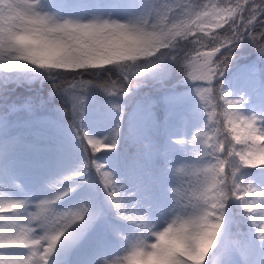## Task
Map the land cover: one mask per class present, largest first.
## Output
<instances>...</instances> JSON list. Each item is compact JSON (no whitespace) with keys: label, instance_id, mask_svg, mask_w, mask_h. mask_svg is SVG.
<instances>
[{"label":"snow or ice","instance_id":"snow-or-ice-1","mask_svg":"<svg viewBox=\"0 0 264 264\" xmlns=\"http://www.w3.org/2000/svg\"><path fill=\"white\" fill-rule=\"evenodd\" d=\"M206 2L201 0L194 5V11H207ZM9 3L12 10L7 16L0 10V69L20 70L19 78L23 82L48 79L52 82L50 95L59 94L65 98L70 108L58 109L57 116L50 122L57 139L53 155L56 165L66 159L74 163L68 171L49 179L48 189L69 186L68 191L57 196L53 207H49L50 201L43 195L35 199L30 193L0 195V207L5 209L0 218L32 217L27 230L18 227L16 221L9 223L8 231L22 234L25 239L6 244L0 252L22 247L33 250L27 257L14 253L0 256V264H33V260H38L39 264H72L73 252L106 215L104 207L94 203L90 191H83L77 201L60 206L85 186L93 190L99 186L104 204L113 220L119 222L110 226V235L105 233L97 237V243L105 249H111L115 243L116 250L104 254L109 258L103 259V264H121V258L114 253L123 248L128 236L119 233L121 240L112 239L118 224L134 226L132 235L137 237L135 242L129 241L122 257L123 264H264V229L256 224L253 214L264 211L260 207L264 203V188L250 182L245 184L241 179L244 169L256 166H261L264 175V132L256 126L255 116L237 119L235 105L238 102L226 93L225 85H216L217 78L223 75V69L228 67L234 50L242 42L251 44L264 56V0H227L218 5L215 10L227 19V23L209 33L208 43L201 44L200 34L193 33L191 54L208 57L196 63L188 58L189 50L167 53L154 43L150 38L152 34L140 23L143 17L125 23L122 19H103V14H92L91 19L61 15L46 10L42 0H9ZM135 12L133 8L126 16H135ZM17 19L23 22L21 30L12 31L7 25ZM257 26L259 32L255 30ZM5 40L11 43L6 44ZM167 56L175 62L176 71L184 74L185 79L179 83L193 82L188 92L172 91L166 97L167 103L170 106L183 104L194 94L198 97L199 112L193 115L203 116L191 139L175 142L179 146L196 142L202 146L197 153L198 159L186 162L180 171L190 168L199 176L201 165H211L206 172L212 183L208 189L210 196L204 191L193 190L171 218L156 228L152 222L156 218L150 219L142 211L145 208L140 199L132 200L136 192L128 191L115 175V168L109 167L107 160L99 158L98 154L104 157L119 155L124 113L120 100L148 79L160 83L167 80L171 75L170 65L164 62ZM86 76L91 78L85 79ZM89 95H103L108 108L115 113L114 121L100 136L92 134L83 124ZM21 108L30 111L31 105H10L6 112L0 113V187L11 185L25 193L12 162L13 149L27 145L8 123L9 115ZM69 112L71 119L66 121ZM258 112L264 126V110ZM65 126L72 131L71 140L64 135ZM129 134L136 137L137 129L130 127ZM237 144L244 147L237 150ZM184 153L182 160L189 161V154ZM172 164L171 159H165V180L169 179L168 167ZM90 173L94 174V181L88 178ZM137 191L145 197L151 195L147 188ZM235 200L241 202L243 209L238 215L248 212L247 222L256 226L255 232L252 228L247 232L240 230V222L228 208L229 202ZM253 204L256 207L249 212ZM41 222L49 226L47 230L37 228L38 224L43 227ZM245 222L243 220V224ZM33 235L35 238H31ZM145 236L152 238L148 245L144 244ZM0 238H4L3 229H0Z\"/></svg>","mask_w":264,"mask_h":264},{"label":"rangeland","instance_id":"rangeland-1","mask_svg":"<svg viewBox=\"0 0 264 264\" xmlns=\"http://www.w3.org/2000/svg\"><path fill=\"white\" fill-rule=\"evenodd\" d=\"M42 2L46 10L76 17L103 14L121 18L126 16L133 8L137 9L138 6L137 0H42ZM206 50L201 49V51ZM236 54L233 52L228 67L225 69L224 74L217 78L216 85L219 87L220 80H223L230 90L246 96L249 109L264 110V87L259 76L260 70L264 72V57H260L251 44L243 42L241 48L237 49ZM170 67L171 75L163 83L148 79L120 100L124 105L127 120L126 125H124L126 126L124 137L129 146L134 145L132 155L135 157V165L127 177L125 185L128 191L136 192L132 200L139 198L141 206L148 209L157 221L162 218L161 209L166 208L167 204L164 185L169 182V179L165 180L163 176L165 159H171L173 163L189 162L182 160L185 153L175 142L191 139L196 130L195 128L199 127L203 120L202 115H193L194 112H199L197 107L198 97H195L194 94L189 95L183 104L170 106L167 103L166 97L172 91L188 92L190 84L193 83L192 81H187L188 84L179 83L185 77L179 74L174 66L170 65ZM19 72L18 69L7 67L0 69V113L6 112L10 105H24L26 103L31 105L30 111L21 108L8 117L11 130L21 134L27 145L23 148L13 149L15 155L12 162L19 180L24 185L25 193H21L9 185L8 187H0V195L20 196L30 193L32 199H35L44 195L47 191L43 181L49 180L52 175L68 171L74 160L66 159L56 165L53 155L57 139L50 122L57 116V110L63 107L55 102H48L52 100L44 102L35 94V91H28V96L24 99L12 98L9 95L15 87L22 86V83L30 85L34 82H23L22 78H19ZM112 78L115 79V76ZM85 79L87 78L85 77ZM37 83L40 85L41 82L37 81ZM38 88L39 86L35 90ZM139 89L142 92L136 93ZM93 91L96 90L93 89ZM131 95L139 97H135L136 99L132 102ZM60 103L70 108L64 97H61ZM127 105L128 108H126ZM86 107L84 126L92 134L102 135L114 121L115 113L108 108L106 98L103 95L94 97L89 95L86 98ZM158 111L161 112L159 118L156 114ZM217 111L219 112L220 109H217ZM68 119H71L70 112L65 120ZM130 127L137 129L136 137L130 136ZM64 135L69 140L72 139V131L67 126H65ZM158 139H160V142H158ZM157 146L162 151L160 156H158L159 149ZM34 149L38 151H34ZM75 155L78 158V151ZM98 156L101 159H106L108 166L115 168V175L118 176L117 156L104 157L102 154H98ZM243 172L245 178H251L255 181L260 177L258 184H264V175H262L260 167L246 168ZM88 178L91 181L95 180L94 174L91 173ZM138 188L149 189L151 195L145 197L142 192L137 191ZM83 191L92 192L94 203L103 206L106 215L73 252L72 264H93L94 261L98 262L103 256L105 259L109 258L104 255L106 252L116 250L115 243L111 249H105L97 243L98 235L105 233L110 235V226L119 223L113 220L111 212L104 204L103 193L100 191L99 186H96L94 190L85 186L80 192L65 199L60 206L77 201L81 198L80 193ZM131 203H129V208H131ZM228 208L235 217V209L239 210V208L231 201ZM240 223H243V220ZM257 245H259V241H257ZM116 254L120 253H114V255Z\"/></svg>","mask_w":264,"mask_h":264},{"label":"clouds","instance_id":"clouds-1","mask_svg":"<svg viewBox=\"0 0 264 264\" xmlns=\"http://www.w3.org/2000/svg\"><path fill=\"white\" fill-rule=\"evenodd\" d=\"M201 3V0H137V9L135 12V16L132 17H123L116 18L112 16L103 15V19H111L118 20L122 19L123 22L127 23L130 20L136 19L137 17H143L140 20L141 25L144 27L146 32L151 33V39L154 43L160 45L164 48L167 53H175L180 49L189 50L187 52L188 58L192 60L193 63L197 61L207 60L208 57H200L193 56L191 54V37L193 33L200 34L199 39L201 44L208 43L209 33L212 32L215 28L222 27L225 23H227V19L222 17L219 12L215 9L218 5L227 3V0H207L204 3V8L207 11L196 12L193 9L194 5H198ZM0 10L3 11L4 15L7 16L8 13L12 10V5L9 3V0H0ZM62 18H74V17H62ZM87 19H91L92 16L86 17ZM23 24L20 20L11 21L7 27L12 31L21 30V25ZM146 39L149 37H145ZM4 43H11V41L5 40ZM260 57H264L258 53ZM165 63L174 66L175 62L171 59L170 56L165 58ZM223 69V74L225 72ZM179 74L183 73L177 71ZM220 84H224L223 80H220ZM226 93L230 94V98L238 103L235 105L237 110V119L240 116L245 117H256V126L264 132V126L261 125V116L258 111H253L247 107V98L242 93H235L230 90L225 85ZM238 97V98H236ZM184 152L189 154L190 160L189 162H193L198 159L197 153L201 151V144L196 143H186L183 146H180ZM237 150H241L244 145L237 144ZM185 163L176 162L173 163L170 167H168V177L169 182L164 185V192L167 197L166 208L161 209V219L159 221L152 220L153 224L156 228L161 227L165 221L169 220L171 216L174 214L175 209H179L181 205L192 195V191L196 190L204 191L206 195L210 196L209 185L212 183L211 177L207 174L206 169L211 165H201L200 167V175L197 176L193 174L194 170L190 168H184V171H180L181 168L184 167ZM215 167H219V165H215ZM261 167V166H256ZM245 184L252 183L254 186L259 188H264V184H258L251 178L241 177ZM50 181H43L44 186L47 191L43 195V198H46L50 201L49 207H53L55 205V201L57 196L61 193L69 190L68 185H61L59 188L48 189L47 185ZM214 190V189H213ZM210 202V201H209ZM233 203L239 208L240 212H243L241 202L239 200L233 201ZM256 207L253 204L249 212L252 211ZM262 209H264V203L260 205ZM142 211L146 212L149 218H152V214L148 209H142ZM5 212V209L0 207V213ZM54 215V211L51 213ZM256 216V224L259 225L261 229H264V211H259L253 213ZM248 212L243 213L245 219L244 228L241 231L247 232L249 228H252L253 232L256 230V226L250 224L248 221ZM31 216H24L22 219H17L15 216H7L4 218H0V229H3L4 238H0V249H3L6 244L12 243L14 241H23L25 237L21 235H17L16 233L9 232L8 226L11 221H16L17 226H23L24 230H27V226L31 223ZM43 227L41 225H37V228L40 231H44L48 229V225L43 223ZM123 225V226H122ZM134 231V226L126 225V224H118L116 230L113 232V238L117 241L121 240L122 237L119 233H123L128 236V240L124 241L123 248L118 252L120 254H116V256L121 258V264H123L122 257L126 254V250L129 246V241L135 242L136 236L132 235ZM138 231V230H137ZM11 238V239H10ZM31 238H35L33 235ZM144 244L148 245L152 242V238L150 236L143 237ZM32 249L28 247H22L16 250H6L5 252H0V256H7L11 254H15L18 257H27L32 255ZM103 259L101 258L97 264H103ZM33 264H39L38 260H33Z\"/></svg>","mask_w":264,"mask_h":264},{"label":"trees","instance_id":"trees-1","mask_svg":"<svg viewBox=\"0 0 264 264\" xmlns=\"http://www.w3.org/2000/svg\"><path fill=\"white\" fill-rule=\"evenodd\" d=\"M256 31L260 30V27L257 26V28L255 29ZM241 46L237 49H240ZM234 50V51H235ZM87 79H90L91 77H87ZM22 86H17L13 89V91H11L9 93V95L12 98H18V99H24L28 96V91L30 92H36L35 94L37 96H39L44 102H46L47 100H52V101H48V102H55L56 104H59L61 107H65V105H61L60 101H61V95L59 94H52L50 95V93L52 92V82L50 80H44L43 82L40 83V85H38L37 81H34L32 84L30 85H26L25 83L21 84ZM39 86V88L37 90H35V88ZM32 88V89H30ZM29 89V90H26ZM123 146L120 147L119 151L121 154V161L123 162V160L127 159L125 157V152L122 150ZM239 211V210H237ZM238 213V212H237ZM237 221L240 220L239 216L236 218ZM236 225L233 226V228L235 229ZM240 230L243 229L242 225L239 224Z\"/></svg>","mask_w":264,"mask_h":264},{"label":"bare ground","instance_id":"bare-ground-1","mask_svg":"<svg viewBox=\"0 0 264 264\" xmlns=\"http://www.w3.org/2000/svg\"><path fill=\"white\" fill-rule=\"evenodd\" d=\"M28 148V147H27ZM94 264V263H93ZM97 264V263H96Z\"/></svg>","mask_w":264,"mask_h":264}]
</instances>
